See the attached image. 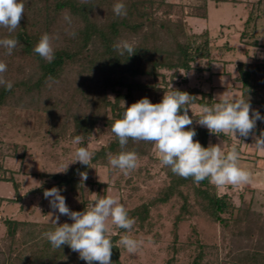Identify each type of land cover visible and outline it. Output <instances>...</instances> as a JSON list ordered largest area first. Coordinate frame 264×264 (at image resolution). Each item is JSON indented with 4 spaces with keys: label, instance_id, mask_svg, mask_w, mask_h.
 <instances>
[{
    "label": "trees",
    "instance_id": "16d2710c",
    "mask_svg": "<svg viewBox=\"0 0 264 264\" xmlns=\"http://www.w3.org/2000/svg\"><path fill=\"white\" fill-rule=\"evenodd\" d=\"M211 1V0H210ZM215 4L233 0H213ZM25 11L20 27L9 33L0 27V39L15 38L20 43L11 55L0 46V61L7 65L3 74L13 85L10 91L0 86V107L14 105L32 108L45 113L48 130L55 140L65 137L73 139L77 134L86 140L99 125L109 134V139L94 152L93 165L106 167L109 180L115 168L108 163L109 154L121 151L118 138L111 132V125L122 117L126 106L147 97L152 103H159L166 91L172 88L186 91L196 97L188 105V114L193 118V125L202 146L208 147L209 131L196 123L199 111L193 106L213 103L212 90L204 91L198 86H183L188 72L196 67L197 59H205V68H210L216 61L212 56V48L218 47L210 37L209 31H188L183 15L207 18V0L193 3L187 14L183 4L170 0H23ZM124 3L127 15L117 16L113 11L115 3ZM264 4V0H255L247 10L241 23L240 41L257 46L252 37L255 29L256 14L253 4ZM180 11L179 15L174 12ZM67 17L68 19H65ZM48 33L52 37L54 58L51 62L34 52L41 36ZM73 33L75 35H73ZM121 40L134 42L136 52L128 56L127 52L120 55L114 45ZM220 47V46H219ZM223 48L231 49L229 44ZM245 58L238 60L240 96L247 97L252 109L259 111L264 117V60L248 47L242 50ZM181 72V73H180ZM144 78V79H143ZM180 79V80H179ZM192 111V112H191ZM183 110H181L182 114ZM251 115V113H250ZM263 120H258L254 135L264 131ZM187 130V128L185 129ZM252 135L247 138L249 139ZM227 148L232 139L230 135L220 134ZM238 145L240 154L241 147ZM13 157L23 159L25 147L11 144ZM126 151H135L140 161H144V172L149 173V166L157 165L165 175L166 181L156 193L146 201L132 207H126L129 216L136 219L130 235L135 232H153L156 226L152 218V208L168 205L174 210L171 221L170 251L164 264H202L204 245L199 241L198 230L192 225L186 247L194 254L188 263L178 261L177 252L185 248L177 244L179 225L191 217H200L218 223L222 230L229 233L233 245L228 247L224 264H264V213L263 219L257 215L251 202L237 205L228 192L218 193L216 186L208 179L196 184L193 178H181L173 174L170 168L162 166L157 155L153 153L151 142L129 140ZM4 153L0 149V182H10L14 189L15 200L19 198V183L14 179L13 172L3 164ZM256 156V160L259 159ZM79 163L68 167L66 172L48 173L55 187L61 189L66 204L72 211H83L91 199L83 196V182L76 175ZM140 170V167H139ZM114 179V177L112 178ZM108 181L89 178L86 180L96 194L104 195ZM116 180V181H115ZM118 179H114L115 184ZM232 185H228L231 188ZM38 186L34 191H42ZM241 194V193H240ZM77 200L74 204L70 201ZM260 220V221H259ZM262 220V222H261ZM60 224L69 223L59 222ZM4 227L3 248L0 247V264H87L79 258V254L67 245L61 249L51 246L43 237V233L54 230V222H37L28 219L5 217L1 219ZM254 231L258 237L250 243ZM125 232L116 228L111 235L115 244ZM160 238L158 232H153ZM242 239V240H241ZM191 252V250H190ZM112 264H122L120 247L112 249ZM97 264V262H93Z\"/></svg>",
    "mask_w": 264,
    "mask_h": 264
},
{
    "label": "rangeland",
    "instance_id": "374dc122",
    "mask_svg": "<svg viewBox=\"0 0 264 264\" xmlns=\"http://www.w3.org/2000/svg\"><path fill=\"white\" fill-rule=\"evenodd\" d=\"M177 4H183L185 12L188 14L193 3L201 0H170ZM255 0H233L215 4L213 0H207V18L183 15L187 23V30L199 32L204 29L209 31L215 45L211 54L216 61L211 63L210 68H205L206 60L197 59L196 67L184 75L186 83L183 86H198L204 91L212 90L213 96L217 98L218 94L228 91L231 94L240 96L239 81L237 80L238 72L236 69L237 61L243 60L245 55L242 50L248 47L250 53L254 52L260 59L264 60V4L255 3L252 8L257 15L255 20V29L252 37H246L247 41L256 39L258 45H247L240 41L241 23L247 15V10ZM179 15L180 11L174 12ZM223 44H229L232 48L225 49ZM220 46V47H219ZM144 79V78H143ZM180 80V79H179ZM199 106H193L195 111H199ZM264 124V120L262 121ZM98 127L102 128L101 125ZM95 129L91 136L86 140L85 146L89 150L99 148L109 139L106 130ZM256 136V135H255ZM232 142L240 145L242 156L240 160L241 167L251 171L252 180L248 184L218 188L217 192H228L232 194L234 202L239 205L244 202H251L253 211L263 219L264 213V181H258L257 169L264 167L262 159L255 161V153L258 156H264V151L257 150L253 136L250 139L236 141L231 137ZM16 143L24 145L25 152L23 159L13 157L11 144ZM209 144L221 143L223 150L227 148L225 141L219 135H208ZM77 145L72 144V140L65 137L64 139L55 140V136L48 130V123L44 112L27 107L14 105H5L0 107V149L4 153L3 164L11 169L14 179L19 183V198L15 200L14 189L10 182H0V247L3 248L4 227L1 219L5 217L15 219H28L37 222H53L55 216L60 217L59 222H68L71 219L67 216L60 215L58 210L50 207L49 199L43 195L44 190L55 187L53 180L48 178V173H55L63 170L73 158L72 154ZM229 149V147H228ZM153 153L156 155L155 148ZM253 156L254 158H249ZM79 163V162H76ZM76 163H72L74 165ZM80 164V163H79ZM144 161L138 160V166L128 175L123 174L119 169L114 170L113 177L118 179L115 184L114 179L108 178L106 167L101 165L85 166L80 164L76 169V175L80 177V172H87V180L96 178L103 181L109 180V185L105 187L104 195L117 197L125 207H132L141 201H146L152 197L157 189L166 181L165 175L159 170V166H149V173L144 172ZM140 167V170H139ZM38 186H43L42 191H34ZM83 196L92 199L95 189L91 185L83 182ZM241 193V194H240ZM77 201V200H76ZM75 200L69 204L76 203ZM152 218L156 226L153 232H158L160 238H155L153 232H135L131 234L134 238L141 239L144 244L136 254H129L121 245L122 264H164L170 251L168 245L171 243V221L174 210L168 205H161L151 210ZM260 221V220H259ZM262 222V220H261ZM192 225L198 230L199 241L204 245V257L202 264H224L228 247L233 245L230 241L229 233L225 232V238H222V230L218 223L202 219L200 217H191L182 222L178 227L177 244L184 247L189 240V233ZM111 233L116 232V227L110 225ZM258 237L257 231H254L250 243L255 242ZM242 240V239H241ZM191 250V252H190ZM194 254L192 247L180 249L176 257L180 262L188 263L189 254Z\"/></svg>",
    "mask_w": 264,
    "mask_h": 264
},
{
    "label": "clouds",
    "instance_id": "9594fccd",
    "mask_svg": "<svg viewBox=\"0 0 264 264\" xmlns=\"http://www.w3.org/2000/svg\"><path fill=\"white\" fill-rule=\"evenodd\" d=\"M24 11L23 0H0V27L6 28L9 33L14 32L20 27ZM113 11L117 16L127 15L124 3H115ZM19 43L15 38L0 39V46L7 50L8 55L12 54ZM114 48L120 55L127 52L129 57L136 52L134 42L128 40L119 41ZM34 52L49 62L54 58L52 37L48 33L41 36ZM6 71L7 65L0 61V86L10 91L13 85L4 78ZM195 98L186 91L171 87L159 103H152L147 97L130 106H126V102L122 101V117L111 125V132L118 138L121 151L109 154V165L125 175L137 168L138 154L124 150L131 139L136 142H151L162 166L170 168L173 174L181 178H193L196 184L205 179L218 188L250 183L253 174L241 167V154L236 143L225 152L221 143L204 147L198 140H194L197 133L194 128L188 127L193 125V118L188 114V105ZM213 101L210 105L200 106L197 124L205 127L210 134L230 135L236 141H241L238 136L247 138L252 135L255 143L251 146L264 151V131H261L259 136L254 135L257 121L264 120V117L259 111L252 109L247 97L226 91L218 94ZM83 143V135L77 134L72 139L73 145ZM94 155L87 146L75 147L73 158L59 172H66L69 165L76 162L90 166ZM79 175L82 182L88 178L87 172H80ZM43 195L49 199L52 209L58 210L60 215L67 216L72 221L71 224H60L59 215L52 219L54 230L43 233V237L52 247L61 249L63 245H67L87 264H112V249L121 245L129 254H136L141 250L144 241L129 234L136 224V219L129 216L128 209L117 197L93 193L91 202L83 211H72L58 187L44 190ZM110 225L125 230L115 244L111 239Z\"/></svg>",
    "mask_w": 264,
    "mask_h": 264
},
{
    "label": "crops",
    "instance_id": "0c3cea01",
    "mask_svg": "<svg viewBox=\"0 0 264 264\" xmlns=\"http://www.w3.org/2000/svg\"><path fill=\"white\" fill-rule=\"evenodd\" d=\"M250 139V138H249ZM255 155V158H256V156H258L257 155V153H255L254 154ZM242 156V155H241ZM260 158L259 159H257V160H260V159H262V161H264V156H259ZM249 158H251V159H253L254 157L253 156H250ZM256 160V159H255ZM264 165V164H263ZM257 178H255L256 180H258V181H260V183H261V181H264V167L263 168H258L257 169Z\"/></svg>",
    "mask_w": 264,
    "mask_h": 264
}]
</instances>
